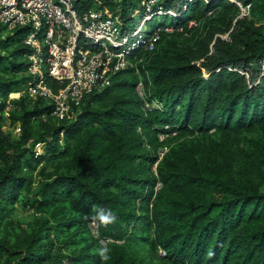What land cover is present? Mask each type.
<instances>
[{"label":"trees","instance_id":"16d2710c","mask_svg":"<svg viewBox=\"0 0 264 264\" xmlns=\"http://www.w3.org/2000/svg\"><path fill=\"white\" fill-rule=\"evenodd\" d=\"M145 1L76 4L80 13L104 8L134 24ZM240 1L251 4L250 14L240 16L241 7L233 0H160L164 12L155 15L161 18L146 32L165 24L175 29L163 32L154 50L133 52L132 57H148L141 68L144 80L133 67L121 70L111 84L84 98L75 118L46 133L32 125L34 117L51 114L52 105L43 98H38L45 101L41 107L22 109L18 139L0 124L5 163L0 169V220L29 187L22 172L28 151L23 145L33 137L32 146L42 141L45 152L35 155L32 149V157L52 155L61 169L40 188L39 202H68L88 224L94 209H111L117 217L107 227L98 223V233H93V241L109 249L110 258L102 261L94 250L73 256L77 263L128 264L125 241L147 240L152 230L153 242L175 264H264V0ZM23 30L8 34L2 47L22 41ZM175 34L185 36L184 46L169 37ZM16 51L28 54L29 49L21 45ZM24 66L27 70L28 62ZM21 81L0 78L1 109ZM140 81L145 96L138 95ZM154 99L162 105L147 108L145 102ZM248 129H255L254 136L244 152L231 158L219 151L213 159L203 140H178L186 132L238 136ZM164 131L169 134L161 138ZM157 141L169 145L162 158L143 150ZM50 229L34 226L0 238V264H62Z\"/></svg>","mask_w":264,"mask_h":264},{"label":"built area","instance_id":"2783aa9c","mask_svg":"<svg viewBox=\"0 0 264 264\" xmlns=\"http://www.w3.org/2000/svg\"><path fill=\"white\" fill-rule=\"evenodd\" d=\"M77 1L0 0V49L7 35L18 28L27 31L23 43L29 48L28 78L21 89L10 92V98L28 93L49 102L52 115L74 117L88 94L103 90L114 75L132 66L134 51L154 50L162 33L175 29L173 24H165L146 32L148 20L164 12L160 0H146L144 12L134 24L104 8L91 7L80 13ZM233 1L241 7L240 16L250 14V3ZM137 88L145 96L142 81ZM161 105L156 99L145 102L149 109ZM164 127L170 128L169 124ZM168 134L164 131L160 136ZM41 146L42 141L36 142V148ZM91 216L87 218L97 234L98 223Z\"/></svg>","mask_w":264,"mask_h":264},{"label":"rangeland","instance_id":"374dc122","mask_svg":"<svg viewBox=\"0 0 264 264\" xmlns=\"http://www.w3.org/2000/svg\"><path fill=\"white\" fill-rule=\"evenodd\" d=\"M159 18L161 17L155 16L152 21L149 20L147 22L149 27ZM132 21H130V23ZM258 22L261 21L259 20ZM25 32L27 31L24 29L22 35L23 37L25 36ZM222 36L228 37V33L222 34ZM169 37L178 42L179 45H183L186 40L184 38L185 36L182 35L175 34ZM23 44V40L15 41L7 46L4 44L0 49V55L3 56V60L0 62V78L8 80H22L20 85L14 87L11 91L21 89V84L26 81L25 78L28 75V69L26 70L24 66L25 62H28L29 60L28 54L16 51L21 45L24 46ZM147 63L148 57L146 55L140 54L132 58L131 67L135 69L134 74L137 76L140 75L143 80L144 74H142L141 68L145 67ZM143 90L147 92L145 87ZM10 92L6 98L5 107L2 109L0 108V124L3 128L9 131L12 138L16 140L22 132L21 121L18 118L22 109L41 107L45 101L30 96L28 93H22V95H19L18 97L10 98ZM138 95H141L140 92ZM3 100L4 99L0 96V101ZM79 110L80 108L76 110L74 115H77ZM73 118H75V116L66 118L45 113L39 117H34L32 119V125L34 130L46 133V131L51 127L72 120ZM254 134L255 129H248L243 134L238 136L215 130H210L208 132L196 131L193 133L186 132V134H183L178 140H203L206 145L207 153L213 159L217 157V153L219 151H222L227 157L231 158L239 152H244L245 147L243 146L250 142V139L254 136ZM34 139L35 138L32 137L23 145L28 148V151L24 157L22 172L27 174L29 178V187H25L22 192V196H24L12 203L9 209L3 213L0 220V238L9 235L16 237L18 234H24L26 230L31 231L34 226H50L51 238L54 240V250L58 253V257L62 258V264H81L71 258H74L73 256H77L83 252H92L94 250L98 251L101 246L97 242L93 241L94 232L90 224L81 220L80 213L71 207H68V202H62L60 200L53 201L49 204H42L39 202V198H41L39 193L40 188L44 185V183L54 178L61 169L56 168L55 162L51 158L52 155L46 154L45 158L40 160H37L34 156L32 157L30 151L32 149L33 152H35V155L43 154L45 152L43 143L40 150L36 148L35 145L32 146ZM63 139L62 133L60 144L64 142ZM168 149L169 145L160 141L155 142L154 145L146 144L143 147L144 152L158 155L159 158H162ZM157 162L158 160L152 164L153 173H157ZM4 166L5 163L0 157V169ZM160 186L161 182H158L155 189ZM69 220H72L74 224L67 225ZM102 243L106 246L104 241H102ZM125 244L127 248L128 264H175L164 253V249L153 242L152 230L150 232L149 239L144 241H139L137 239L128 240L125 241Z\"/></svg>","mask_w":264,"mask_h":264},{"label":"clouds","instance_id":"9594fccd","mask_svg":"<svg viewBox=\"0 0 264 264\" xmlns=\"http://www.w3.org/2000/svg\"><path fill=\"white\" fill-rule=\"evenodd\" d=\"M117 217L114 215L111 209H94V215L91 216V220L94 223H99L100 225H103L104 227H107L108 225L114 223L116 221ZM109 249L106 247H101L98 249V255L100 256L102 261H107L109 257ZM208 257H212L214 255V252L209 250L207 253Z\"/></svg>","mask_w":264,"mask_h":264}]
</instances>
